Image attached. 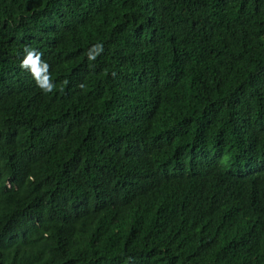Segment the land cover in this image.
Returning <instances> with one entry per match:
<instances>
[{"label":"trees","instance_id":"trees-1","mask_svg":"<svg viewBox=\"0 0 264 264\" xmlns=\"http://www.w3.org/2000/svg\"><path fill=\"white\" fill-rule=\"evenodd\" d=\"M0 264H264V0H0Z\"/></svg>","mask_w":264,"mask_h":264},{"label":"clouds","instance_id":"clouds-1","mask_svg":"<svg viewBox=\"0 0 264 264\" xmlns=\"http://www.w3.org/2000/svg\"><path fill=\"white\" fill-rule=\"evenodd\" d=\"M24 51L27 53L25 58L22 60L20 67L22 69H31L33 72V75L36 76L38 85L44 90L46 93L52 91V86L49 83V80L47 77H45L43 80L39 79V76L36 73L37 66L40 63V57L42 53H38L37 51L29 48H25ZM48 65L44 64V70L47 71Z\"/></svg>","mask_w":264,"mask_h":264}]
</instances>
